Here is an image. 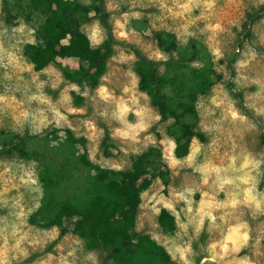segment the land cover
I'll return each instance as SVG.
<instances>
[{
	"label": "rangeland",
	"instance_id": "374dc122",
	"mask_svg": "<svg viewBox=\"0 0 264 264\" xmlns=\"http://www.w3.org/2000/svg\"><path fill=\"white\" fill-rule=\"evenodd\" d=\"M89 2L90 0H84V3ZM172 2L173 0H108V8L113 13V23L117 38L136 45L144 51L148 57L156 50L164 52L154 39L156 33H161L165 39H170L178 43L179 52L173 55L175 62L162 66V73L169 81V85L165 91L171 104L175 108H177L179 103L184 100L187 90L195 89L200 82L206 80L214 83L213 88L216 84H222L225 91L228 92L229 98L235 102V106L241 111L238 103L232 98L225 84L231 80L236 81L237 69L235 77L232 78L225 61L232 57L234 53L238 52L236 44L241 38L242 25L246 20L247 13L256 8L254 7V4L257 3V0H216L217 7L214 10L216 15L208 20H197L195 25L190 28V31L195 32L196 36L189 37L187 44H183L181 41L177 40V33L175 30L184 24L188 18L200 16L201 12L204 10L202 8H197L190 14L186 13L184 17H172L161 8L162 3L171 7ZM178 2L184 3L186 0H178ZM201 2H204V0H201ZM241 13L243 15H241ZM136 14H139V16L137 17ZM218 21L222 24L224 31L216 35V40L220 42V47L224 52V59L214 64L213 57L210 55L208 48L209 37L212 33L205 31L201 34L200 30L204 29L206 24H215ZM232 21L237 22L239 30L237 26H233ZM118 24L124 25V28H120ZM153 25H155V28H153ZM161 25L166 27H162ZM21 27H23V32L13 31L14 29H19ZM82 29L89 37L93 46H98L102 43L104 33L99 23L93 18V15L84 17ZM169 29L172 30L169 31ZM93 32L97 33L95 40L92 39ZM121 32H124L125 36H121ZM253 32V41L245 44V48L240 52L239 57V60L245 59L244 53H246L249 48L257 53L256 59L251 61L248 67L243 70L244 75L248 77V81L245 82L248 86L239 87L237 85L238 89L244 92L245 101L246 97H251L254 93L264 88V43L261 41V36H264V17L254 26ZM29 40H33L34 43L37 42L35 28L28 25L23 19L19 20L14 26L7 25L2 18V1L0 0V44L5 48H8L10 45H15L19 49L17 55L20 56L25 63L32 65L24 55L25 46L27 44H32L28 43ZM17 41H20V43L18 44ZM191 41H195L198 48L200 57L199 61L196 63L201 65L199 68L193 67V63L188 62ZM121 56L134 57V55L127 49L117 47L116 54L109 61L108 72L102 80V85L106 86L112 94L113 102L109 103L101 100L96 95L97 89L91 91L87 86L75 84L80 89L81 94L87 89L88 97L78 95L75 92L68 93L72 98L71 104L65 105L64 108L60 109L62 114L68 116V123H62L61 128H56L53 123L49 125L43 133L35 135L36 138L30 142L29 149L31 151L45 153L48 156L47 159L42 160L41 162L32 159L23 160L18 157L0 159V173L4 172L5 167H10L11 171L16 175V179L13 180L11 184L7 185L9 191L6 193L4 180L8 179V176L0 177V228L5 226L4 221H7L9 225L15 221L16 218L14 213L20 211V208L14 209L12 203L15 198L20 197V204L25 212H28L29 209H33L37 203L41 205L39 209L34 210L27 217V225L32 229V236L46 239L43 234L45 232H50L52 229L46 227L48 221L45 212L46 204L50 198L54 199L57 203L65 202L67 200H80L92 189L96 172L80 163L79 151L82 147L77 141L74 144H71L68 141V136L66 134L67 130L72 131L76 140H86L88 155L93 147L96 146L97 151L95 161H91L97 166L111 170H113L111 165L116 163L123 164L124 170H129L132 167L134 157L137 156L132 154V149H140L141 154L145 151L143 148L144 143H147L144 138L148 134H151L156 138L155 134L152 133V129L158 122L152 125L148 130V133L141 134L139 144H132L129 141L112 138V147L109 149L108 154L105 153L104 148L102 147L105 134L93 140L87 138L90 133L88 132L85 122L93 123L97 132L101 129L103 130L101 127L102 123L106 124L110 130L120 127L116 121L102 117L100 113L107 110L110 117L115 108V101H118L122 97L127 99L128 95H130L123 91L125 87H131V78L127 75V72L131 71L137 77L139 82L138 76L134 71L135 59L122 61ZM184 59H186V61ZM59 63L68 70H76L79 66L78 60L71 58L59 59ZM21 67H24V65ZM221 67H223V71H218ZM46 69H51L54 72L59 73L62 83H60L57 88H52L56 76L54 74H46L44 70L37 72L33 67L30 71H17L14 74L11 68H0V96H14L16 101H20L23 98L22 93L25 84H27L31 90L28 93L29 95L32 92H35V85L32 83V80L37 74H39V81L46 82L43 92L51 99L53 104H56L57 101H59L63 90L65 88H70L74 83L64 80L62 71L58 66L52 65ZM5 73L12 76L11 81L4 79ZM225 74H227V79L225 78ZM106 77L108 78L107 80H105ZM252 80H259L260 83H250ZM16 85H19L21 89L20 92L15 91L14 86ZM137 91L141 92L139 90V84ZM213 95L214 92L212 91L211 95L201 97L202 102L206 107L209 106L208 102ZM261 95L264 96V92H262ZM92 97H95V100H93ZM246 102L256 103L257 107L264 105V100L254 101L248 99ZM140 103L144 104L145 101L141 99ZM148 104L155 113L159 114L158 110L151 104V100H149ZM27 107V105H22L20 108H17L15 102H12V106L8 107L4 101L0 100V146L8 144L16 134L25 131L31 132V128L27 124H25L23 130L20 131L19 126L16 125L13 118L14 115L18 116L20 111ZM31 107L35 109L37 107L43 108L46 106L37 105L34 102ZM67 107L83 109V111L69 114L65 111ZM212 107L214 108L215 114L208 118L206 121L207 123L219 119L226 108V106H223L222 108ZM251 111L253 110L251 109ZM241 113L243 114L242 111ZM262 117L264 119V116ZM49 119H52L51 113H49ZM128 119L134 121L135 118L129 114ZM201 119L202 117L199 114L198 120L191 116L186 117L185 120L187 123L197 124L199 130L205 133L200 127ZM248 120L256 127L254 130L243 132L242 136H236L233 130V125L228 121L224 122V128L227 132H232V136L229 138L226 132L221 137L219 142L221 146L219 147L217 158H214L215 163L219 164V158L225 157V153L236 154L242 150H247L258 159L261 158V154H264V146L259 140L260 134L258 127L252 120ZM69 125H71V127H69ZM245 127L246 125H240L241 129ZM13 128H16L17 130L13 131ZM159 129L162 139L164 138V135L175 140V137L179 136L178 129L173 126V123L169 124L168 122L167 124H162L159 126ZM61 131L66 134L65 138H62L59 135V132ZM205 134L208 142L202 144L205 145L206 148L215 134ZM161 146L163 149L164 146ZM121 147L128 149L129 155L125 156L124 153L120 151ZM150 147L151 145H149L148 148ZM226 162L225 159V163ZM32 164H35L34 170L42 195L40 192L32 190L36 186L23 185L20 182V177L23 175V172L20 170L21 166H23L24 171H28L32 168ZM262 170H264V165H262ZM176 171L179 172V175H173L172 170L169 169L167 178L161 180L165 186L162 193L164 196L169 194L170 188L179 191L182 189L185 182L191 183L192 181H195L199 183L200 181L199 174L193 173L190 168L177 169ZM158 188L159 186L155 185L154 182L151 188L146 191L148 194L147 197L142 198V204H148L149 199L157 193ZM259 188L260 190H264V177L261 179ZM5 199L8 201L7 204L3 203ZM194 199L198 202L200 200V195L197 194ZM219 199H224V195L221 194ZM182 206V203L178 205L177 210ZM239 212L243 213L241 219L248 224L247 231L250 238L247 246L242 248L241 252L235 254V256L237 259L246 256L250 264H264V215L256 213L253 208L246 206H241L238 210V214ZM216 214L220 215L221 213ZM158 218L159 217H155L151 214L150 207H140L137 220V229H139V231L137 232L148 235L156 233L165 235L161 227H154L155 224H159ZM217 223H220V221H217ZM231 223L234 224L235 221H232ZM73 225L74 219L65 220V226L70 230V233L63 238H59V231L55 239H47L46 243L43 245H30L25 242L22 247L28 251V258L26 260L13 261L11 260L12 253L10 252V264H40L41 261H44L45 264H63L65 258H67L71 264H92L91 261L86 260L89 253H93L96 256L98 264H104L103 253L101 251L89 250L85 242L71 232L73 230ZM228 226L229 225H226L225 228ZM28 227L23 230L28 231ZM207 227L208 224L206 222L205 231L201 234L199 241L193 245L198 253L200 252V244H203L206 247L207 242H210V240L221 239V234L219 232L213 231L209 234L207 232ZM258 239L260 241L259 245L256 244ZM69 252H73L74 256H68ZM49 256L52 258L49 259ZM2 258L3 240L0 239V259ZM231 258L232 257H226V259ZM156 264H173V262H156ZM197 264H199V256L197 257Z\"/></svg>",
	"mask_w": 264,
	"mask_h": 264
},
{
	"label": "clouds",
	"instance_id": "9594fccd",
	"mask_svg": "<svg viewBox=\"0 0 264 264\" xmlns=\"http://www.w3.org/2000/svg\"><path fill=\"white\" fill-rule=\"evenodd\" d=\"M264 5V0H257L254 7L257 9L259 6ZM216 0H186L184 3H179L178 0H173L171 7L162 3L161 8L165 10L169 16L172 17H184L186 13L190 14L197 8H202L200 16L195 18H188L184 24L176 29L177 40L183 44L188 43L189 37H195L196 33L190 31V28L195 25L197 20H208L216 15L214 11L216 9ZM137 17L139 14H136ZM241 15H243L241 13ZM233 26H237L236 21H232ZM120 28H124V25H119ZM162 27H166L161 25ZM155 28V25H153ZM172 29H169L171 31ZM239 30V27H238ZM14 32H23V27L14 29ZM205 31L211 32L209 37L208 48L210 55L213 57V63H217L224 59V52L220 47V42L216 40V35L224 31L222 24L218 21L215 24L208 23L204 29L200 32L203 34ZM97 33L93 32L92 39L95 40ZM121 36H125L124 32L120 33ZM234 35V34H233ZM261 41L264 43V36H261ZM19 44L20 41H17ZM28 43H34L33 40H29ZM62 44L67 45L68 40L61 41ZM19 49L15 45H10L5 48L0 44V68L13 70L15 74L17 71H30L33 66L25 63L20 56L17 55ZM175 55V54H173ZM245 59L236 61L237 78L235 83L239 87H247L246 81L248 77L244 75L243 70L246 69L249 63L256 59L257 53L251 48L244 53ZM134 57L121 56L122 61L134 60ZM150 60L156 62L167 63L170 59L168 55L160 50H156L149 55ZM24 65V67H21ZM195 68L201 67L199 63H193ZM163 71V67L160 69ZM223 71V67L218 69ZM46 74H54L56 76L55 82L52 84V88L55 89L62 83L59 73L54 72L51 69H45ZM127 75L131 78V87H125L124 93L130 94L127 99L123 97L118 101H115V108L109 117L107 110L100 113L102 117L110 118L116 121L120 127L113 128L110 132L112 138H119L122 141H129L132 144L140 143V136L142 133H148V130L154 123L161 120V116L155 113L151 107H149V96L147 92H138V80L137 77L131 72H127ZM227 79V74H225ZM5 80H12V76L5 73ZM108 78L106 77L105 80ZM214 79V78H213ZM32 83L35 85V92L28 94L31 90L28 85L25 84L22 93L23 98L20 101H16V98L0 96V100L4 101L8 107L12 106V102L16 103V107L20 108L22 105H27L20 111L18 116L14 115L16 125L19 126V130L22 131L24 125L27 124L31 128V135H39L43 133L45 129L51 124H55L56 128H61L62 123H68V116L62 114L61 108L65 105L71 104V96L69 92H75L78 95L88 97V90L86 89L82 94L80 89L75 85H71L70 88H65L61 93L59 101L53 104L51 99L43 92L45 83L39 81V74L33 78ZM250 83L259 84V80H252ZM15 91L20 92L19 85L14 86ZM214 95L209 100V106L206 107L202 102V98L196 103L197 112L201 115L200 127L205 133L215 134L210 143L205 148L198 139L192 138L189 146L188 155L183 159H178L175 155V150L178 144L175 139L169 138L164 135V138L159 140V144L163 145L162 160L167 165V168L172 170L173 175H179L177 169L190 168L193 173L199 174V183L192 181L191 183L185 182L182 189L177 191L176 189H169V194L164 196V184L160 177L155 180V185L159 188L157 193L153 195L148 204H142L141 207H150L151 214L155 217H159L161 212L167 210V212L174 217L176 231L174 234L162 235L160 233L150 234L151 239L157 244L158 247H163L164 251L169 256L173 264H197V257L199 256V264H250L248 258L245 256L241 259H237L235 254L241 252L242 248L247 246L249 241V233L247 231L248 224L243 221L241 217L242 212H239L241 206L253 208L256 213L264 215V190H260L259 185L261 179L264 177V154H261V158L254 157L247 150H242L239 153L231 154L225 153V157H220V163L214 162V158H217L219 151L220 139L227 132L224 128V122L228 121L233 125V130L236 136H242L243 132L254 130L255 125L252 124L248 118L241 113L235 106V102L229 98L228 92L225 91L222 84H216L213 88ZM264 92V88L254 93L251 97H246L252 100H264V96L261 93ZM96 95L105 102H113L112 94L106 86L101 85L96 90ZM95 100V97H92ZM145 101L144 104L140 103V100ZM37 105H45L46 107H37L33 109L31 106L33 103ZM215 108H222L226 106L222 112L221 117L211 123H207L209 117L214 116ZM246 107L252 109L256 115L264 116V105L257 107L256 103H247ZM65 111L69 114L82 112L83 109H77L73 107H67ZM49 113L52 114V119H49ZM131 114L135 119L130 121L128 119ZM239 122V123H237ZM173 121L169 120V124ZM86 127L90 135L89 140H93L97 137L103 136L104 131L101 129L98 132L95 130V125L91 122H85ZM240 125H246L241 129ZM71 127V125H69ZM13 128V131H16ZM160 131V129H158ZM59 135L62 138L66 137V134L61 131ZM229 138L232 136V132H227ZM147 143H144L143 148L146 150L149 145L156 146L157 139L148 134L144 138ZM83 148L80 149V154H83ZM97 147L94 146L89 153V159L95 161ZM120 151L125 156L129 155L128 149L121 147ZM132 154L139 155L140 149L133 148ZM202 157V158H201ZM226 159V163H225ZM111 168L115 171H123L124 165L120 163L112 164ZM35 164H32V168L28 171H24L23 166L20 170L23 175L20 177V182L23 185L36 186L32 190L41 192L38 186V180L35 173ZM8 176V179L4 180L5 193L9 191L7 185L11 184L16 179L15 173L11 171L10 167H5L4 172L0 173V177ZM15 186V185H14ZM207 189V190H205ZM199 194L200 200L197 202L194 197ZM223 194L224 199H219V196ZM147 192L141 193V198L147 197ZM20 197L14 199L12 207L20 208V211L15 212V221L9 225L7 221H4L5 226L0 228V239L3 240V258L0 259V264H10L9 253L11 252V260H26L29 256L28 251L22 247L27 242L30 245H43L47 239H55L59 233V229L56 226L45 232L43 236L46 239H40L36 236H32V229L27 225V217L36 209L41 206L39 203L35 204L33 209H29L25 212L20 204ZM3 203L7 204L5 199ZM183 204L182 207L177 210V206ZM216 213H221L217 215ZM183 218V219H182ZM220 221V223H217ZM235 221V223H231ZM207 222V232L211 234L213 231L221 234V239L210 240L207 245L200 244V252L198 253L193 245L197 243L201 237V234L205 231V223ZM226 225H229L225 228ZM28 227V231L23 229ZM154 227L159 228L157 223ZM10 229V230H9ZM139 231V229H137ZM11 242V243H10ZM135 242V241H134ZM259 239L256 244L259 245ZM68 256H74L73 252H69ZM226 257H232L226 259ZM52 257L49 256V259ZM86 260L91 261L92 264H98L97 258L93 253H89ZM40 264H45L41 261ZM63 264H71V262L65 258Z\"/></svg>",
	"mask_w": 264,
	"mask_h": 264
},
{
	"label": "trees",
	"instance_id": "16d2710c",
	"mask_svg": "<svg viewBox=\"0 0 264 264\" xmlns=\"http://www.w3.org/2000/svg\"><path fill=\"white\" fill-rule=\"evenodd\" d=\"M2 18L9 26H14L23 19L35 28L36 43L27 44L24 55L33 65L35 71L41 72L49 66H58L65 81L80 86H87L91 91L102 85L108 72L109 61L116 54L117 47H123L135 57L134 71L139 79V90L147 92L151 104L158 110L161 120L153 127L158 144L151 146L133 159L129 170L115 171L95 165L88 155L86 140H76L71 130H67L68 141L77 143L83 148L79 151L80 163L96 172L92 189L80 200H67L57 203L54 199L47 202L45 212L48 228L56 226L60 231L59 238L65 237L70 230L65 220L74 219V235L82 239L91 251L103 253L104 264H156L170 262L163 247H158L148 234L137 232V220L142 204L141 193L148 191L157 177L165 180L169 174L163 163L162 139L159 126L173 121L179 136L175 150L177 158L188 155L192 138L207 143L206 134L199 130L197 124L186 122V117L199 119L196 103L201 97L212 94L214 83L202 81L195 89L187 90L184 100L175 108L166 93L169 81L160 69L175 62L173 54L179 52L176 41L165 39L156 33L154 39L160 48L170 56L167 63L150 60L139 47L120 40L115 34L113 13L108 8V0H1ZM93 15L99 23L104 39L98 46H93L82 29L83 19ZM264 17V5L247 13L242 25L241 38L236 44L237 51L226 62L232 78L236 75V61L246 43L254 38L253 28ZM68 40V44L61 41ZM199 52L195 41L190 42L188 62L199 61ZM77 59L76 70H68L59 59ZM186 61V59H184ZM221 78V77H220ZM226 84L232 98L238 103L243 114L258 127L259 140L264 146V119L246 107L245 94L239 90L235 81ZM104 139L102 147L106 154L112 147L110 128L102 123ZM173 134V133H172ZM173 136V135H172ZM175 136V135H174ZM36 138L30 131L16 134L12 140L0 146V159L18 157L23 160L41 162L48 158L45 153L31 151L30 142ZM167 184V183H166ZM159 225L165 235L174 234L176 229L174 217L167 210L161 212ZM135 241V242H134Z\"/></svg>",
	"mask_w": 264,
	"mask_h": 264
}]
</instances>
